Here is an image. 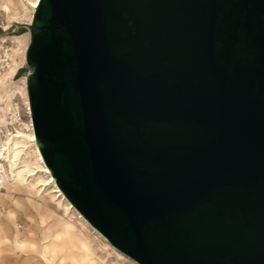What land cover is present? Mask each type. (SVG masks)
Listing matches in <instances>:
<instances>
[{
    "label": "water",
    "instance_id": "95a60500",
    "mask_svg": "<svg viewBox=\"0 0 264 264\" xmlns=\"http://www.w3.org/2000/svg\"><path fill=\"white\" fill-rule=\"evenodd\" d=\"M30 104L57 184L138 264H264V0H42Z\"/></svg>",
    "mask_w": 264,
    "mask_h": 264
},
{
    "label": "rangeland",
    "instance_id": "374dc122",
    "mask_svg": "<svg viewBox=\"0 0 264 264\" xmlns=\"http://www.w3.org/2000/svg\"><path fill=\"white\" fill-rule=\"evenodd\" d=\"M13 2L9 14L3 8L6 0H0V80L4 78L0 85V142L17 130L28 132L26 125L29 124L30 116L25 96H30L35 72L30 56L35 39L36 12L30 21L29 17L33 13L24 12L18 0ZM15 65L16 71L9 76L7 73ZM9 102L12 103V111L10 108L5 109ZM52 209L59 216H64L63 211L58 208L56 210L54 204ZM9 212L14 213V218H8ZM0 223L5 226L6 235L12 238L17 233L23 242L22 248H16L12 243H2L1 239L5 232L0 235L1 264H44L40 259V253L45 249V245L49 246L45 255L52 264H70L72 256L78 257L83 253L80 244L74 240L53 237L60 231L59 229L52 233L50 241L44 245L43 227L55 224L56 215L34 208L24 194L16 192L12 201L0 199ZM93 247L94 252L107 264H132L117 261L114 256L100 250L95 243Z\"/></svg>",
    "mask_w": 264,
    "mask_h": 264
},
{
    "label": "bare ground",
    "instance_id": "6f19581e",
    "mask_svg": "<svg viewBox=\"0 0 264 264\" xmlns=\"http://www.w3.org/2000/svg\"><path fill=\"white\" fill-rule=\"evenodd\" d=\"M24 12L30 11L29 20L32 21L34 13L39 9L42 0H18ZM13 0H6L3 5L7 13H11ZM18 39V38H16ZM19 40V39H18ZM17 65L11 67L7 73L9 76L16 71ZM4 78L0 80V85ZM25 103L30 116L29 124L26 125L28 132L17 130L0 142V199L12 201L14 194H24L30 204L44 212H52L56 215V223L45 225L43 227V244H47L52 237V233L59 229L60 231L53 236L55 238H67L80 244L83 251L80 256H72L70 264H107L95 252L93 243L102 251L114 256L117 261H127L132 264H138L124 253L113 247L109 241L97 230L69 201L63 191L57 184V180L52 169L47 164L41 148V141L36 137L31 104L28 95L25 96ZM11 109L12 103L5 105V109ZM4 109V108H3ZM13 113V112H12ZM46 176V178H44ZM5 190V192H2ZM56 196L58 199H56ZM63 211L64 216H59L52 209V205ZM8 218H14V213L9 212ZM6 228L0 223V235L2 243L13 244L16 248H22L23 242L16 233L12 238L6 235ZM92 235V236H91ZM93 242V243H92ZM44 250L40 253V259L44 264H52L51 260L45 255L49 246L45 245ZM52 251V250H51ZM1 255V247H0ZM1 264V256H0ZM122 264V263H121Z\"/></svg>",
    "mask_w": 264,
    "mask_h": 264
}]
</instances>
